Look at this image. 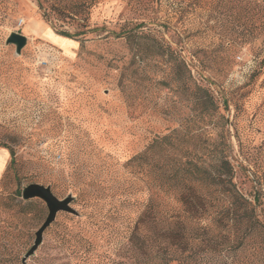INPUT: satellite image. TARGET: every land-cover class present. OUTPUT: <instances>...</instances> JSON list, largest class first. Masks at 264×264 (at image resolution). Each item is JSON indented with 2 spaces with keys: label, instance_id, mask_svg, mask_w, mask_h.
<instances>
[{
  "label": "rangeland",
  "instance_id": "1",
  "mask_svg": "<svg viewBox=\"0 0 264 264\" xmlns=\"http://www.w3.org/2000/svg\"><path fill=\"white\" fill-rule=\"evenodd\" d=\"M12 33L28 39L20 55ZM166 135L204 161L229 155L264 225V0H0V148L15 154L0 179V264H24L49 213L25 188L73 197L79 215L59 213L25 263L67 264L59 234L120 207L128 161ZM240 236L215 264H264V228L237 250Z\"/></svg>",
  "mask_w": 264,
  "mask_h": 264
},
{
  "label": "trees",
  "instance_id": "2",
  "mask_svg": "<svg viewBox=\"0 0 264 264\" xmlns=\"http://www.w3.org/2000/svg\"><path fill=\"white\" fill-rule=\"evenodd\" d=\"M173 54L171 64L182 67V80L190 88L191 71ZM195 90L205 95L202 113L210 116L215 108L211 93L197 85ZM182 144L172 135L158 137L128 161L136 180L122 191L126 198L120 207L87 223L89 229L85 225L59 234L67 264H215L220 245L227 249L233 231L241 234L234 247L240 250L257 227L264 228L256 213L258 198L254 204L234 182L230 156L204 161ZM11 158L15 164L13 151ZM143 192L147 197L140 202ZM97 239L113 244L110 253L98 249Z\"/></svg>",
  "mask_w": 264,
  "mask_h": 264
},
{
  "label": "water",
  "instance_id": "3",
  "mask_svg": "<svg viewBox=\"0 0 264 264\" xmlns=\"http://www.w3.org/2000/svg\"><path fill=\"white\" fill-rule=\"evenodd\" d=\"M27 42L28 39L26 36L19 33H12L8 37L6 44L14 45L16 47V53L20 55L24 47L27 45ZM23 199H41L46 203L49 211L45 222L36 233L34 245L31 247V249L28 251V253L23 259V263L25 264L26 261L30 257H32L42 245L45 232L55 222L56 217L59 213H68L74 216H78L79 213L72 207V203L74 201L73 197L69 196L63 200H60L53 194L51 187H45L39 184H32L24 189Z\"/></svg>",
  "mask_w": 264,
  "mask_h": 264
},
{
  "label": "crops",
  "instance_id": "4",
  "mask_svg": "<svg viewBox=\"0 0 264 264\" xmlns=\"http://www.w3.org/2000/svg\"><path fill=\"white\" fill-rule=\"evenodd\" d=\"M10 159V152L6 148H0V164H2V167H0V179L5 173Z\"/></svg>",
  "mask_w": 264,
  "mask_h": 264
}]
</instances>
